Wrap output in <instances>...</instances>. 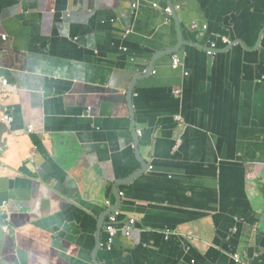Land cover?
Here are the masks:
<instances>
[{"label": "crops", "instance_id": "obj_1", "mask_svg": "<svg viewBox=\"0 0 264 264\" xmlns=\"http://www.w3.org/2000/svg\"><path fill=\"white\" fill-rule=\"evenodd\" d=\"M178 2L0 0V264H264V0Z\"/></svg>", "mask_w": 264, "mask_h": 264}, {"label": "built area", "instance_id": "obj_2", "mask_svg": "<svg viewBox=\"0 0 264 264\" xmlns=\"http://www.w3.org/2000/svg\"><path fill=\"white\" fill-rule=\"evenodd\" d=\"M154 6H158V4H154ZM183 7V2L182 0H179V2L177 4H175L174 6H166L164 8V11L166 12L167 14V18L166 20L167 21H171L172 20V10H177V9H181ZM193 26L195 28H197L199 25L197 22H194L193 23ZM204 29L207 28V25H204L203 26ZM6 37H4L5 39ZM230 41L226 38H223V44H228ZM218 43L213 41L209 44V51L208 53L210 54H213L216 52V49L218 47ZM182 62H181V59L179 56H174L173 58V67L174 68H178L179 65H181ZM186 76H188V73H186ZM8 87H9V82L8 80L6 79H0V94L1 95H6L7 92H8ZM179 93V91L177 92ZM2 118H1V122H3L4 124L6 125H11L14 121V117L13 115L11 114V110L10 108L2 105ZM30 132L33 133L35 132L34 128H31L30 129ZM122 195V194H121ZM106 205L108 207H111L112 206V202L111 201H107L106 202ZM121 216H122V213H121V210H115L113 211L112 213H110L108 215V219H107V223H106V231L109 235V244H113L114 242V238L116 237V235L119 233L120 231V220H121ZM131 224H134V221H131L130 222ZM127 231L130 232L131 231V227H127ZM236 258H239L238 255L235 256Z\"/></svg>", "mask_w": 264, "mask_h": 264}, {"label": "water", "instance_id": "obj_3", "mask_svg": "<svg viewBox=\"0 0 264 264\" xmlns=\"http://www.w3.org/2000/svg\"><path fill=\"white\" fill-rule=\"evenodd\" d=\"M172 16L175 18V19H177V14H176V10H172ZM184 44V41H183V38L182 37H180V40H179V43H178V45L177 46H175L174 48H170V49H167V50H165V52H164V54H174V53H176V52H179L180 50H181V48H182V45ZM218 48L219 47H217V49H216V51L218 50ZM206 50H207V52L209 51V47H206ZM210 54V53H209ZM155 60V59H154ZM153 68H154V61H152L151 62V64L149 65V69H148V71L143 75V76H147V75H149V74H151L152 73V71H153ZM133 89H132V86L130 87V91H129V93H128V99H129V101H130V103L132 102V97H133ZM133 115V114H132ZM137 135H138V130L136 129V127H134L133 128V136H134V139H135V141H136V144H138V137H137ZM140 163H141V165H142V167H141V169L137 172V173H134V174H132L131 175V177H130V181H132L133 179H135V178H138V177H140L142 174H144V173H146L147 172V170L150 168V164H149V162L148 161H144V160H142V159H140ZM125 183V182H124ZM115 191L116 192H118L119 193V189H118V187H119V184H116L115 186ZM120 200L118 201V203H117V206L116 207H113V209L110 211V213H112L113 211H115V210H118V209H120ZM236 256V255H235ZM234 256V257H235ZM236 258V257H235Z\"/></svg>", "mask_w": 264, "mask_h": 264}]
</instances>
